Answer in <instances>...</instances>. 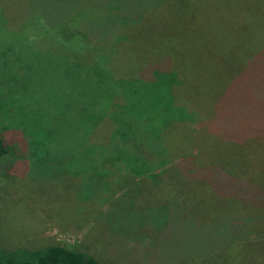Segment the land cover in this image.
I'll return each instance as SVG.
<instances>
[{
  "label": "trees",
  "instance_id": "obj_1",
  "mask_svg": "<svg viewBox=\"0 0 264 264\" xmlns=\"http://www.w3.org/2000/svg\"><path fill=\"white\" fill-rule=\"evenodd\" d=\"M99 1L101 11L104 0ZM172 1L174 3L175 0H106L119 10L114 17L111 14L105 17V24L98 32L96 28H87L83 32H78L74 27L62 30L65 25L63 21L54 25L46 22L50 28L51 25L55 27L54 32L61 36L63 46L68 42L69 47L57 56H51L55 59L50 58L49 62L55 61L58 65L65 61L77 70L91 69L87 72V79L91 75L94 77L93 72L98 79L94 78L91 84L86 81L84 91L77 93L86 101L89 109L74 115L79 124L71 126L72 143L62 150L66 151L65 158L55 156L62 155L61 148L53 152L51 147H45L43 136L38 143L35 139L38 135L34 138L32 134L29 137L24 135L28 154L26 151L23 156V169L26 175L33 177L35 174L38 180L41 178L35 173L37 168L49 169L58 177L57 181L67 180L63 184L66 189L77 192L82 188V191H86L87 195L83 194L84 198L79 196L77 203L92 200L99 205L101 210L96 225L100 226V231L93 242L88 239L86 249L81 244V248L72 249L51 245L35 251L0 250V264H153L165 256L156 249L162 239L181 237L186 239L188 246L199 242V252L181 255L179 259L186 257L191 261L198 257L203 263L218 264L220 261H212L211 257L226 252L223 250L242 240L245 236L243 225L264 218V215L260 217L261 213L264 214L260 206L247 199H239L235 211H253L251 215H240L230 210L212 216L197 213L193 210L196 202L184 197L172 176L162 181L164 174L178 166L185 172L186 179L203 183L204 190L217 197L218 201L222 195L235 196L224 194L225 189L244 183V179L233 176L219 165L223 171L206 168L198 158L200 143L191 136H181L178 150L175 151L167 149L164 136L170 125L187 121L201 131L208 143L232 140L228 136L229 129L218 119V111L222 108L220 105L227 106L225 100L228 99L229 85L245 70L243 66H238L236 71L227 69L235 64L238 53L245 55V42L251 41L253 44L258 41L257 48L247 50L249 52L245 57L250 62L260 57L257 37L260 31H250L249 26L260 22V18L264 22V8L260 9L261 12L250 11L248 20L243 22L239 31L227 30L226 37H221L220 30L214 25L196 21L201 6L196 11L192 7L194 2L185 1L180 3L183 10L178 14L179 18L156 23L151 39L144 46L141 45L143 31L145 33L148 29L145 18L150 13L154 18L160 16L158 11L167 13ZM126 5L135 9L130 16L123 14L128 13L124 9ZM72 11L85 15L88 21L100 16L96 15L98 11L92 0L82 1ZM105 13L109 14L110 11ZM186 16L190 17L183 19ZM34 20L28 22L32 32L33 28H38V24L45 27L41 19ZM212 41H221L230 49L226 47L223 53L213 58L203 57L207 51L204 42ZM42 64H45V60ZM16 80L10 74L9 81ZM261 81L264 83V74ZM7 85L0 84V96ZM261 90L260 83V95ZM133 91L134 99L149 111V124L150 121L157 122L156 127L148 124L153 131L142 127L144 139L131 132L129 122L133 117L128 113L130 104L124 105L125 101L129 103L130 92ZM119 97L123 98L118 103ZM261 99L263 102L260 103L264 104V96ZM7 101H10L8 105L11 108L18 105L16 98ZM0 103L2 105L3 101ZM238 115L253 117L244 107H240ZM243 117L241 121L247 123ZM103 126H107L109 135L102 139L96 133H102ZM1 127L10 129L5 124H0ZM251 127H259L260 132L255 130L245 138L264 137V113L260 111V126H242V131L252 130ZM192 143L195 148L190 149ZM18 160H22L21 156H15L14 148L0 137V175L5 172L11 174V166ZM3 162H8V165L5 166ZM34 163L37 166L35 169ZM119 163L123 165L118 166ZM47 164H54L55 171L47 168ZM116 171L120 174L115 175ZM161 194L162 198L154 199ZM165 194L170 197L165 199ZM147 199L151 202L148 203ZM191 235H200L202 239L194 241L189 237ZM230 241L235 243L229 245Z\"/></svg>",
  "mask_w": 264,
  "mask_h": 264
},
{
  "label": "rangeland",
  "instance_id": "obj_2",
  "mask_svg": "<svg viewBox=\"0 0 264 264\" xmlns=\"http://www.w3.org/2000/svg\"><path fill=\"white\" fill-rule=\"evenodd\" d=\"M82 1L84 0H0V84H9L7 89L4 87L5 90L0 96V102L3 101L2 105L0 103V124L10 128L1 127L0 137L14 148L15 156L22 158L15 165L12 164L11 174L5 172L0 175V250L2 252L35 251L51 245L70 249L83 246L86 249L88 239L93 242L100 231V226L96 225L101 210L99 205L91 202L92 200L82 202L86 206L78 204V197L84 198L87 195L86 191H82V188L77 192L66 189L63 184L67 180L57 181L58 177L49 169L37 168L35 173L41 180L36 179L35 174L33 177L26 175L23 169V156L28 150L25 149L26 137L32 134L34 138L38 135L35 139L39 143L40 137L43 136L45 147H51L53 152L61 148L62 155L55 156L64 159L66 151L62 150L72 143L71 126L79 124L74 115L88 108L85 105L86 101L77 93L84 91L86 81L91 84L93 79L98 77H95V73L91 71L94 77L91 75V78L87 79V72L91 69L77 70L65 61L58 65L55 61L49 62L50 58L69 49L68 42L63 46L61 36L54 32L55 27L52 25L63 21L65 25L63 24L62 30L66 27H74L78 32H83L87 28H96L95 31L98 32L105 24V17H110V14L114 17L119 9L113 3L104 0L100 11L101 1L92 0L98 11L96 15L100 14V16L88 21L85 15L72 11V8ZM185 1L194 2L192 7L196 11L200 5L202 10L197 14L196 21H206L209 25H214L220 30L221 37H226L227 30L239 31L243 22L248 20L250 11L257 12L264 8V0H175L168 5L167 13L158 11L160 16L154 18L153 13H150L145 18L148 29L145 33L143 31L141 45L144 46L151 39L156 23L160 24L167 19L177 20L178 14L183 10L180 3ZM124 7L128 11L123 13L126 16H130L135 11L131 5ZM104 10L110 13L106 14ZM30 14L34 15L30 16ZM34 19H41L40 22H43L45 27L38 24V28H33L32 32L29 23L35 22ZM46 22L52 24L51 28ZM249 27L250 31H260L257 36L260 42L258 53L260 57L250 62L245 56L249 51L257 48L258 41L253 44L251 41L245 42V49L249 51L246 50L245 55L238 53L235 64L227 69L236 71L238 66H243L245 71L231 82L227 90L228 99L225 100L227 106L222 103L223 105H220L222 108L220 112L218 111V119H221L222 125L227 126L228 136L230 135L232 140L208 143L209 140H204L201 131L187 121L170 125L164 136L169 151L178 150L181 136H191L200 143V151L197 149L200 152L198 158L200 157L206 168L223 171L219 167L221 166L233 176L245 180L239 186L225 189L224 194L235 196L222 195L218 201L217 197L214 198L204 190L203 183L186 179L185 172L178 166L172 168L162 176V181L172 176L175 179L173 182L181 188L177 189L185 194L184 197L196 202V206L193 204V210L197 213L212 216L217 212L230 210L240 215H251L253 211L242 212V209L235 211L239 199L252 201L260 206V211L264 212V137H244L252 135L255 130L260 132L259 127L242 131V126H260V111L264 113V104L260 103L263 102L261 96H264V83L261 81L264 74V22L260 18V22L250 24ZM204 44L207 51L203 57L206 58H213L214 55L223 53L227 47L221 41L204 42ZM40 59L42 61L39 63ZM44 60L45 64H42ZM82 62L84 63L83 60ZM10 74L17 80L9 81ZM136 92L137 90L135 94ZM135 94L134 91L130 92L129 103L125 101L124 105L130 104L128 113L133 117L129 122L132 125L131 132L141 135V139H144L142 127L148 131L153 129L148 126L149 111L134 99ZM122 96L125 98L123 94ZM123 97H119L116 101L119 103V99L122 100ZM12 98L18 100V105L11 108L8 105L10 101L7 100ZM240 107H244L245 111L253 114V117L238 115ZM242 117L247 123L241 121ZM149 125L156 127L157 122L150 121ZM96 135L101 136L102 139L107 137L109 135L107 126H103L102 133L97 132ZM189 147L195 148L193 143ZM3 163L5 166L8 165V162ZM119 164L118 166L123 165ZM20 166H22L21 170ZM45 166L55 171L54 164ZM36 167L34 163L33 169ZM115 173V175L120 174L119 171ZM228 177L233 178L231 175ZM162 196L163 194L154 199L158 197L160 199ZM169 197L168 194L165 199ZM150 200L147 199L148 203L152 201ZM263 215L261 213L260 217ZM94 225H96L95 231L92 230ZM243 228L244 238L236 244L230 241L229 245H234L223 250L226 252L212 256V261H220L218 264H264V218L256 223H246ZM189 237L194 241L202 239L200 235ZM185 241L186 239L182 237L162 239L156 249L162 251L165 256L154 261L153 264H212L203 263L198 257L191 261L186 257L179 259L181 255L199 252V242H193V246H188ZM175 257L177 258L173 259Z\"/></svg>",
  "mask_w": 264,
  "mask_h": 264
}]
</instances>
